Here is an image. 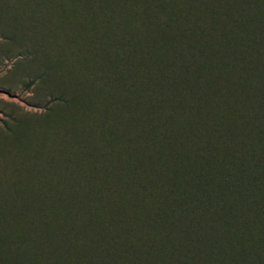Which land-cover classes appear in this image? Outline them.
<instances>
[{
    "label": "rangeland",
    "instance_id": "1",
    "mask_svg": "<svg viewBox=\"0 0 264 264\" xmlns=\"http://www.w3.org/2000/svg\"><path fill=\"white\" fill-rule=\"evenodd\" d=\"M161 1L0 0V264H236L256 245L264 0H193L215 49L180 47L181 67L176 18L146 30ZM129 62L152 72L142 98Z\"/></svg>",
    "mask_w": 264,
    "mask_h": 264
},
{
    "label": "trees",
    "instance_id": "2",
    "mask_svg": "<svg viewBox=\"0 0 264 264\" xmlns=\"http://www.w3.org/2000/svg\"><path fill=\"white\" fill-rule=\"evenodd\" d=\"M193 2L195 1L193 0H162L159 6H153V8L155 9V19L149 20V22L146 23L148 24V26H146V30L147 29L153 30V28H156L161 22L159 18H162L165 15H172L173 19L176 18V20H173V21L168 20V21L163 22V28L169 34L167 37V40L170 41L171 47L174 49L173 53L175 52L180 56V57H177L179 61H176L174 65L177 67H181L185 63L183 60L184 56L179 51L180 47L183 48V50H185V48L187 49L190 48L192 50V54H196L197 59H202V58L207 59L213 53L215 49L213 46H209L208 47L209 49H206L207 43L205 41L207 40L205 39L203 41L201 40L200 42H198L197 37H194L198 33L197 32L198 27L196 25L197 18L192 14L194 13V9L188 8L189 5H191ZM249 6H250V9L248 10L254 11V9L257 8L258 6H262V3L250 2ZM206 8L209 10V12L212 13V19L208 16H205L209 18L208 23L215 25L213 16L216 13V9H219V5L212 4L211 6L208 5ZM228 18L230 19L229 16ZM260 19L262 20L263 17H261ZM138 22L140 23L141 20H139ZM126 55L129 56L128 54ZM129 64L127 65V67H125L124 72L127 77H131V78L133 77V75H137V79H138V82L136 85L137 97L142 98L143 97L142 93L145 91V89L149 87V82L151 80L149 75H152V72L147 66H145L144 68L135 67L134 69L132 66L133 63L129 62ZM141 87H143V89L139 92ZM167 104L170 106L172 103L168 101ZM152 118L148 120L149 127L150 126L154 127V122ZM252 151L253 150L249 152L253 153ZM244 168H246V165H243V169ZM223 171H225V169H223ZM248 178L249 180H246L247 184L252 185V187H256V186L260 187L262 188V190H264V184L262 183V180H264V163H261L259 165L258 161L253 162L251 170L249 171ZM251 213L254 219H258L257 221H259V218H260L259 222L263 224L264 223V200L263 201L260 200V202L256 203L255 209L251 211ZM251 220L253 222L252 218ZM236 230L239 231L238 228H236ZM262 237H264V230L263 231L260 230L259 238H257L256 245L251 244L249 247L248 246L244 247L242 245L239 247L238 253H231L232 255H235V257H237L236 261L234 262L236 264H248V260L253 255L254 256H259V254L264 255V244L261 245L260 243V240L264 241Z\"/></svg>",
    "mask_w": 264,
    "mask_h": 264
}]
</instances>
